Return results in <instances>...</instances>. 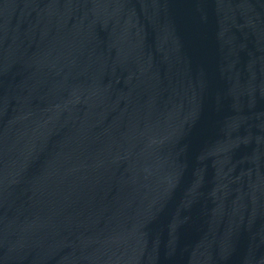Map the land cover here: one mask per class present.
<instances>
[{
	"label": "water",
	"instance_id": "1",
	"mask_svg": "<svg viewBox=\"0 0 264 264\" xmlns=\"http://www.w3.org/2000/svg\"><path fill=\"white\" fill-rule=\"evenodd\" d=\"M0 264H264V0H0Z\"/></svg>",
	"mask_w": 264,
	"mask_h": 264
}]
</instances>
